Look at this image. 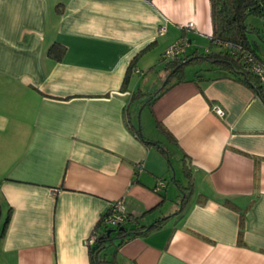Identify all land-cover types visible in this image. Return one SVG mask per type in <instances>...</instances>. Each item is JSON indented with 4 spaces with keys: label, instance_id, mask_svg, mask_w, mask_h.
Here are the masks:
<instances>
[{
    "label": "crops",
    "instance_id": "1",
    "mask_svg": "<svg viewBox=\"0 0 264 264\" xmlns=\"http://www.w3.org/2000/svg\"><path fill=\"white\" fill-rule=\"evenodd\" d=\"M210 12V0H0V264H90L85 240L118 198L142 224L168 217L105 264H264V101L211 65L151 103L133 82L158 64L166 75L179 38L196 54ZM186 169L175 207L169 184L179 196Z\"/></svg>",
    "mask_w": 264,
    "mask_h": 264
},
{
    "label": "trees",
    "instance_id": "2",
    "mask_svg": "<svg viewBox=\"0 0 264 264\" xmlns=\"http://www.w3.org/2000/svg\"><path fill=\"white\" fill-rule=\"evenodd\" d=\"M211 8V22H212V34L210 36V45L204 53L192 52L189 54L181 53L171 59L165 61L164 68L167 69L165 75V83L161 89L156 91L150 97V103L154 101L158 95L168 89L171 85L170 82L173 76H177V81L182 79L184 66L192 61L199 59L206 60L211 66L219 68L225 72L226 75L233 77L239 81L250 86L258 96L264 101V88L262 80L257 73H254L249 68L248 64L244 60V53L250 52L257 60L264 62L253 50L248 41V32L254 30V27H249L245 23L246 16L249 14L257 15L264 19V0H210ZM189 41V40H188ZM213 46V47H212ZM58 45L53 44L49 48V52L55 55L58 52ZM61 52V51H60ZM60 52L57 53L59 57ZM183 54V55H182ZM162 60V58H160ZM133 64L130 65V69ZM128 79V75H125L123 84L125 85ZM138 137L145 143H152L156 145L164 154H167V150L158 141L146 139L137 130ZM188 171L187 169L185 170ZM188 180L185 185H180L181 197L179 200L180 208L188 201L192 190V180L189 172H187ZM180 210V209H178ZM108 214V208L100 216L98 222L94 226L92 232L97 234V237L93 244L88 246V254L90 258V264H105L113 263L114 259H107L105 257L104 250L108 245V241L111 239V231L113 229L109 227H116L118 233V243L113 251L115 253L117 247L127 240L148 232L149 230L156 229L165 221L168 216L158 218L148 224H142L138 218H129L125 211L124 220L117 226H108L103 222L104 216ZM9 215H7L4 221V228L8 223ZM130 220L131 226L127 227L124 221ZM122 227L121 230H118ZM107 230H111L110 234H107Z\"/></svg>",
    "mask_w": 264,
    "mask_h": 264
},
{
    "label": "rangeland",
    "instance_id": "3",
    "mask_svg": "<svg viewBox=\"0 0 264 264\" xmlns=\"http://www.w3.org/2000/svg\"><path fill=\"white\" fill-rule=\"evenodd\" d=\"M245 23L251 27H254V30L249 31L248 32V41L250 46L254 49V51L264 60V19H262L261 17L257 16V15H253V14H249L246 16L245 19ZM209 38L208 37H196V45L195 46H191V47H196V51H198V53H204L206 51V47L209 46L210 44ZM213 47V46H212ZM190 48H188L189 50ZM192 49V48H191ZM193 50V49H192ZM161 64V63H160ZM210 66V64H208V62L206 60H196V61H192L187 63L184 66V73L185 75H191L194 74L196 70H198V73L200 75H206L208 73H212L214 72V70L216 71L217 69L214 70H208L206 69V67ZM161 70L163 71L162 67L158 64V66L156 68H152V69H148L147 73L145 75H137L135 74L133 77V82H138V86L141 89L142 92H144L145 94L143 95L144 100H147V96L151 95L152 93H154L155 91H157L165 82V71H163V73L161 74V77H159L157 75L158 72H161ZM263 84V88H264V82H262ZM137 100L142 98V96H140V92L137 95ZM142 101V102H143ZM138 102V101H137ZM142 102H139L142 104ZM141 118L143 121V125H144V132L147 133L148 135L152 133V118H151V113H150V109L148 106H145L144 109L142 110L141 113ZM170 162L172 161L173 164L177 163L176 161H174V158L171 157L170 158ZM178 163H177V167H178ZM179 176H180V171H179ZM166 179H168V177H166ZM169 180V179H168ZM171 185L170 189L171 192L169 193V197L174 201L176 200L177 202H179V199L181 197V192H179V196H178V191L177 189L174 187V185ZM180 204H176L175 207H178ZM3 219L6 215V208H3ZM111 229H113L111 231V239L108 241V245L106 246L105 250L103 253H107L108 255L111 256L113 250L116 248L115 246L118 243V233H117V229L116 227H109Z\"/></svg>",
    "mask_w": 264,
    "mask_h": 264
},
{
    "label": "built area",
    "instance_id": "4",
    "mask_svg": "<svg viewBox=\"0 0 264 264\" xmlns=\"http://www.w3.org/2000/svg\"><path fill=\"white\" fill-rule=\"evenodd\" d=\"M186 26L191 27L192 23L188 22ZM160 31H164V28H161ZM188 44L189 41L187 38L185 37L179 38L162 52L161 55L162 60H168L183 53ZM244 60L248 64L251 71L257 73L260 76L262 82H264V62L257 60L250 52L244 53ZM212 109L219 116H222L224 114V109L220 105H214L212 106ZM135 167L138 170H140L143 167L142 162H137L135 164ZM162 186H164V181L159 180L156 186L154 187V190H159ZM124 218H125L124 199L118 198L116 200L111 201L108 205V214L103 218L104 224L108 226H117L124 220ZM96 237L97 234L91 232L90 235H88L85 240L86 245L89 246L93 244Z\"/></svg>",
    "mask_w": 264,
    "mask_h": 264
},
{
    "label": "water",
    "instance_id": "5",
    "mask_svg": "<svg viewBox=\"0 0 264 264\" xmlns=\"http://www.w3.org/2000/svg\"><path fill=\"white\" fill-rule=\"evenodd\" d=\"M121 229H122V227H119V228H118V230H121ZM110 231H111V230H107V234H110Z\"/></svg>",
    "mask_w": 264,
    "mask_h": 264
}]
</instances>
